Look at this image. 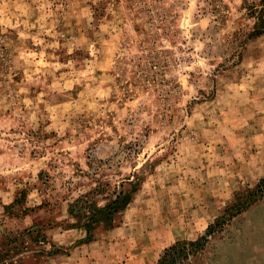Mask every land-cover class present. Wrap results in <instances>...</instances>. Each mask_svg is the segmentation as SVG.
Returning <instances> with one entry per match:
<instances>
[{"label": "rangeland", "instance_id": "rangeland-1", "mask_svg": "<svg viewBox=\"0 0 264 264\" xmlns=\"http://www.w3.org/2000/svg\"><path fill=\"white\" fill-rule=\"evenodd\" d=\"M259 2L0 0V243L13 264L155 258L264 177V136L247 140L264 133V31L244 36ZM134 176L113 227L80 243L69 204ZM190 264H264V197Z\"/></svg>", "mask_w": 264, "mask_h": 264}, {"label": "trees", "instance_id": "trees-1", "mask_svg": "<svg viewBox=\"0 0 264 264\" xmlns=\"http://www.w3.org/2000/svg\"><path fill=\"white\" fill-rule=\"evenodd\" d=\"M260 8L248 5V15L253 19L252 29L244 34L245 41L256 38L264 31V0L259 2ZM129 188H125L124 182L115 186L112 192H106V185L96 184L83 194L75 198L68 207L69 215L75 220L76 227L85 231L86 238L80 243L94 241V230L99 226L108 229L113 227L114 216L122 212L130 204L132 195L139 188V178L134 176L132 182H126ZM104 197L106 202L99 206L97 197ZM264 197V177L251 188L243 189L236 193L233 202L226 206L211 224L207 225L203 235L195 240H177L163 249L155 264H190L200 255L216 235L222 233L230 225L232 220L247 211L251 206ZM8 240V239H7ZM9 245L0 243V264H13L12 253Z\"/></svg>", "mask_w": 264, "mask_h": 264}, {"label": "crops", "instance_id": "crops-1", "mask_svg": "<svg viewBox=\"0 0 264 264\" xmlns=\"http://www.w3.org/2000/svg\"><path fill=\"white\" fill-rule=\"evenodd\" d=\"M237 120H239V118H235L233 121H237ZM221 131H225L224 129L223 130H221ZM227 131V130H226ZM227 133H231V132H227ZM220 134V133H219ZM221 135V136H220ZM220 135H216V137L217 138H220L221 140H223V138L224 137H226V141H224V143L225 144H228V142L232 139H230V137H228V136H224V137H222V135H225L224 133H222V134H220ZM262 135L264 136V133H262V132H258V133H256V132H253V133H251V135L248 137V141H250V143H249V145L250 146H252L255 142H257L261 137H262ZM215 135H213V137H214ZM215 141V140H214ZM213 143V142H212ZM217 143H219L218 141H216V143L215 144H217ZM264 144V142H262V146H264L263 145ZM158 256L159 255H157L155 258L153 257V254H148L147 255V259L145 260V254L143 253V252H141V253H138V251H136V252H132V251H130L129 253H128V256L127 257H125V261H124V263H120V264H146L147 262H149L151 259H152V261H154V262H156V259H158ZM103 260H104V264H112V261H111V259H110V257L109 256H104L103 258H102Z\"/></svg>", "mask_w": 264, "mask_h": 264}]
</instances>
